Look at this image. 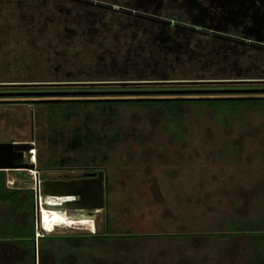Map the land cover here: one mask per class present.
<instances>
[{"label":"rangeland","instance_id":"rangeland-1","mask_svg":"<svg viewBox=\"0 0 264 264\" xmlns=\"http://www.w3.org/2000/svg\"><path fill=\"white\" fill-rule=\"evenodd\" d=\"M126 1L0 0V83L91 82L5 85L0 91L87 92L66 98L134 97V91L153 90L214 93L144 96H264V81H239L264 80V42L232 41L234 48L224 50L222 41L198 32L190 38L192 52L166 56L164 47L151 43L149 31H142L152 27L149 19L140 18L135 29L128 11L114 10ZM167 2L160 15L172 11ZM165 79L187 82L93 84ZM201 79L233 82H192ZM34 98L39 97L0 102L28 104L8 116L26 122L20 132L34 143L40 176L75 178L83 171L71 167L89 163L102 168L108 186L101 213L57 229L43 228L33 200L35 226L46 236L136 235L95 243L81 254L83 264H256L254 254L264 255V244L252 243L264 230V109L189 102L170 117L162 107L119 105L105 111L102 105L76 108L67 121L58 116L47 122L46 106L30 101ZM89 129L92 142L70 146ZM61 158L64 166L47 167L50 159ZM4 173L17 178L14 171ZM0 212L18 216L8 204ZM19 257L14 246L0 247V264H16ZM37 259L35 254V264Z\"/></svg>","mask_w":264,"mask_h":264},{"label":"trees","instance_id":"trees-1","mask_svg":"<svg viewBox=\"0 0 264 264\" xmlns=\"http://www.w3.org/2000/svg\"><path fill=\"white\" fill-rule=\"evenodd\" d=\"M1 86V85H0ZM3 86V85H2ZM11 86V85H7ZM2 92V91H0ZM145 94H137L134 97H96V98H76V100L54 101V102H33L37 105H44L47 108V122L56 117L67 121L71 113L79 107L87 108L88 106L101 107L105 111H112L119 105H133L144 108L162 107L170 117H176L182 104L185 103H206L209 106L215 103L238 104L242 107L262 108L264 109V96H229L223 95L219 97H210L205 99H154L161 96H144ZM20 96H10L7 98H15ZM167 97V96H165ZM1 98V97H0ZM51 98V97H49ZM66 98V97H62ZM68 98V97H67ZM73 99V98H69ZM9 100V99H8ZM11 101H17L12 99ZM51 107V108H49ZM65 108L64 113H59L56 108ZM49 108V109H48ZM64 110V109H62ZM90 132V133H89ZM91 130L84 137L74 136L70 146L76 144H89L91 141ZM97 138V137H96ZM98 139V138H97ZM71 146V147H72ZM40 160V158H38ZM65 163V159H50L47 161V167L60 166ZM90 165L89 163H87ZM64 166V165H63ZM108 186H106V193ZM8 204L13 213L18 216H5L0 212V247L14 246L18 249L20 257L16 259V264H35V254L37 256V264H83L82 256L85 251H89L95 243L102 241H110L119 237L136 235H114L111 233H92V234H64V235H43L37 240L34 238L35 223L33 219V197L32 192L26 188L8 189L5 186V173L0 171V206ZM23 215V217H21ZM237 228V227H236ZM238 230V229H237ZM260 234V236H258ZM132 240V239H131ZM37 241V245H36ZM252 243L259 246L264 244V230L259 232L252 239ZM256 264H264V255L258 251L254 254ZM73 259V260H72Z\"/></svg>","mask_w":264,"mask_h":264},{"label":"flooded vegetation","instance_id":"flooded-vegetation-1","mask_svg":"<svg viewBox=\"0 0 264 264\" xmlns=\"http://www.w3.org/2000/svg\"><path fill=\"white\" fill-rule=\"evenodd\" d=\"M166 1L173 4L172 11L160 15L158 11L165 7ZM96 4H103L96 2ZM108 6L116 5L106 4ZM117 12L128 11L135 29L142 25L140 18L149 19L153 24L149 30L143 26L142 31H149L151 43L159 50L164 47V54L185 53L189 47L190 38L198 33L204 32L214 40L222 41L219 48L224 50L233 49V42L260 43L264 42V0H127L124 4L113 7ZM154 27V28H153ZM137 33L133 32V38ZM175 35L181 36L183 42L175 39ZM153 38V39H152ZM225 45V46H224ZM264 45V43H263ZM140 48V46H138ZM137 47V48H138ZM138 48V49H139ZM130 53H134L130 48ZM137 51H135L136 54ZM218 52V51H217ZM223 54V57H227ZM178 57V56H176ZM233 82V80L201 79L193 83L207 84L214 82ZM243 82H263L261 79L239 80ZM141 83L155 84L154 81H140ZM187 81H170L165 79L160 84L186 83ZM26 101L25 99H21ZM77 165V164H76ZM80 165V164H79ZM67 168V167H62ZM72 169L81 170L83 173L76 177H82L86 172H97L100 166L94 164H83L72 166ZM105 179V194H106Z\"/></svg>","mask_w":264,"mask_h":264},{"label":"water","instance_id":"water-1","mask_svg":"<svg viewBox=\"0 0 264 264\" xmlns=\"http://www.w3.org/2000/svg\"><path fill=\"white\" fill-rule=\"evenodd\" d=\"M161 81H154L160 83ZM221 82V81H220ZM135 84L140 81H121V82H94L93 84ZM43 84H91V82H70V83H0V85H43ZM256 89L248 90L253 92ZM264 92V89H262ZM118 91L117 93H124ZM131 93V92H127ZM210 94L214 93L210 90H153V91H134L133 94ZM132 94V93H131ZM87 95L85 91H2L0 97L23 96V97H39L31 99L32 102H54L76 100V98H60L64 96H82ZM51 97V98H49ZM205 99L209 96L196 97H160L154 99ZM32 148L29 142H0V171L11 170L16 168H31L32 165L25 162L24 154ZM43 194L45 195H61L71 194L76 197L75 200L64 203L61 207L66 211H72L79 215L94 217L101 213L105 208V175L100 169L97 172H86L82 177L62 178V179H45L43 181Z\"/></svg>","mask_w":264,"mask_h":264},{"label":"built area","instance_id":"built-area-1","mask_svg":"<svg viewBox=\"0 0 264 264\" xmlns=\"http://www.w3.org/2000/svg\"><path fill=\"white\" fill-rule=\"evenodd\" d=\"M31 145L32 148L29 150V152H31L30 154V159H28L27 162H30L28 164H31L32 167L31 168H17V169H12V170H4L6 171H14L17 173L16 177L17 178H9L6 177V186L8 188H26L31 190L32 192V197L34 202L38 203V208H41V199L43 197L44 202L45 199L47 197V195L43 194L42 189H43V181L45 180V178H42L40 176V168L37 166V157H36V149L34 147V143L31 141H28ZM46 169V168H44ZM53 169V168H52ZM48 170V169H47ZM47 179V178H46ZM20 180H26V182H29L28 186H21V185H16L18 183V181ZM45 208H49L46 205H44ZM37 209V208H36ZM39 212V216H40V211ZM38 216V219H39ZM40 228V227H39ZM38 228V225L34 227L35 229V233H34V238L35 240H37V238L45 235V232L40 228ZM54 228V227H52Z\"/></svg>","mask_w":264,"mask_h":264},{"label":"bare ground","instance_id":"bare-ground-1","mask_svg":"<svg viewBox=\"0 0 264 264\" xmlns=\"http://www.w3.org/2000/svg\"><path fill=\"white\" fill-rule=\"evenodd\" d=\"M30 154H31V152H29V151L24 154L25 162H27L28 159H30ZM27 163H30V162H27ZM6 170H8V169H6ZM1 171H4V170H1ZM75 199H76V197H74L71 194L70 195L69 194L47 195L45 202H44V199L42 197L41 208L39 210L41 213L40 218H39V220H40L39 222L41 223L43 228L50 229L52 227L69 226V224H72V221H74L76 219L81 221V220H83L82 217H90V216H85V215L84 216L83 215L70 216L66 213L68 211H66L65 209H63L61 207L64 203L69 202V201H73ZM60 201H62V202H60ZM44 205H46L49 208H45Z\"/></svg>","mask_w":264,"mask_h":264},{"label":"crops","instance_id":"crops-1","mask_svg":"<svg viewBox=\"0 0 264 264\" xmlns=\"http://www.w3.org/2000/svg\"><path fill=\"white\" fill-rule=\"evenodd\" d=\"M24 104V105H21ZM26 103H8V102H0V142H28V138L22 137L20 132V127L25 126L26 122H22L21 124L14 122V120L10 119L8 114L11 110L15 108H20L21 106H28L25 105ZM6 116V117H5ZM2 121V122H1ZM14 122V124H13ZM16 123V124H15ZM19 127L17 130L16 128H12L11 126ZM39 162H41V157ZM74 166V165H73ZM6 180V178H5ZM6 186V181H5ZM7 187V186H6ZM8 188V187H7ZM12 189V188H8ZM78 213H74L73 216H78Z\"/></svg>","mask_w":264,"mask_h":264},{"label":"clouds","instance_id":"clouds-1","mask_svg":"<svg viewBox=\"0 0 264 264\" xmlns=\"http://www.w3.org/2000/svg\"><path fill=\"white\" fill-rule=\"evenodd\" d=\"M56 227H54L53 229H55Z\"/></svg>","mask_w":264,"mask_h":264}]
</instances>
